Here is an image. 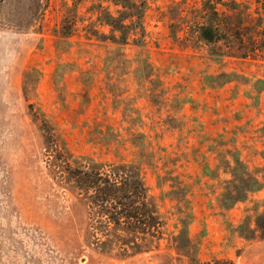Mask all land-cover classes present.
I'll use <instances>...</instances> for the list:
<instances>
[{
    "label": "rangeland",
    "instance_id": "rangeland-1",
    "mask_svg": "<svg viewBox=\"0 0 264 264\" xmlns=\"http://www.w3.org/2000/svg\"><path fill=\"white\" fill-rule=\"evenodd\" d=\"M98 1L0 5V264H188L165 240L126 259L84 247L85 208L61 176L79 156L139 161L165 232L188 216L202 264H264V238L235 232L264 211V187L217 206L226 162L264 166V0H144V37L120 48L89 35L108 31ZM203 23L217 41L199 39ZM173 179L186 202L167 194Z\"/></svg>",
    "mask_w": 264,
    "mask_h": 264
},
{
    "label": "trees",
    "instance_id": "trees-1",
    "mask_svg": "<svg viewBox=\"0 0 264 264\" xmlns=\"http://www.w3.org/2000/svg\"><path fill=\"white\" fill-rule=\"evenodd\" d=\"M3 1L0 0V5ZM103 2L106 4L103 5ZM93 4L91 10L95 12V22L100 27L108 28L105 33L91 27L89 35L95 40L120 48L128 44L130 38L133 42H139L137 38L144 37V0H99ZM214 26L213 23L199 25V39L207 43L217 41V30ZM145 61L141 59L142 65L147 68ZM236 76L235 72L226 76L224 73H218L211 79L216 83L220 80L218 85H221L223 78L228 77L226 81H233ZM259 83L264 85V79H258L257 84ZM78 159L81 160L82 167L63 169L61 176L68 190L77 191V196L85 208L88 230L84 231L82 243L91 253L126 259L159 249L160 242L165 240L178 254L188 258V264H202L196 257L199 245L193 243L188 232V216H179L181 227L176 233L165 232V215L160 213L153 196L149 194L139 161L103 164L86 156H79ZM205 168H209H203L207 172ZM224 172L229 174V179L225 180L223 192L218 197L219 209H230L264 187V166L250 170L238 155L225 163ZM178 182L176 180L171 183L167 194L177 192V200L184 203L189 189L182 184L180 186ZM178 210L184 213L181 207H178ZM249 220V217H245L237 226L235 232L238 236L244 239L264 238V211L254 215L253 226ZM91 233L94 241H91ZM214 263L233 264L222 259L215 260Z\"/></svg>",
    "mask_w": 264,
    "mask_h": 264
},
{
    "label": "crops",
    "instance_id": "crops-1",
    "mask_svg": "<svg viewBox=\"0 0 264 264\" xmlns=\"http://www.w3.org/2000/svg\"><path fill=\"white\" fill-rule=\"evenodd\" d=\"M241 159H242V157H241Z\"/></svg>",
    "mask_w": 264,
    "mask_h": 264
}]
</instances>
